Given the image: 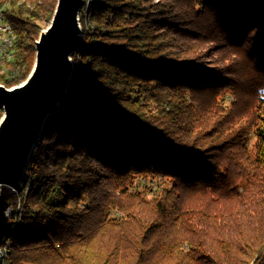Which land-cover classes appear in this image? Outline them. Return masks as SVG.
<instances>
[{"label":"trees","instance_id":"obj_1","mask_svg":"<svg viewBox=\"0 0 264 264\" xmlns=\"http://www.w3.org/2000/svg\"><path fill=\"white\" fill-rule=\"evenodd\" d=\"M55 4L0 0L4 87ZM87 18L73 106L0 198L9 264H264V0H94Z\"/></svg>","mask_w":264,"mask_h":264},{"label":"water","instance_id":"obj_2","mask_svg":"<svg viewBox=\"0 0 264 264\" xmlns=\"http://www.w3.org/2000/svg\"><path fill=\"white\" fill-rule=\"evenodd\" d=\"M84 0H56L52 17L35 41L27 78L12 88L0 84V186L19 190L47 120L73 104L67 90L72 56L85 47L79 13Z\"/></svg>","mask_w":264,"mask_h":264},{"label":"bare ground","instance_id":"obj_3","mask_svg":"<svg viewBox=\"0 0 264 264\" xmlns=\"http://www.w3.org/2000/svg\"><path fill=\"white\" fill-rule=\"evenodd\" d=\"M92 0H87L84 4V12L88 11V7ZM16 41V35L12 26L6 22L4 17V8L0 7V45H4L5 48H0V72L7 73L8 69L6 65L12 62L15 58L14 44ZM16 72L11 74V77ZM9 247L7 245L0 246V264H9Z\"/></svg>","mask_w":264,"mask_h":264},{"label":"rangeland","instance_id":"obj_4","mask_svg":"<svg viewBox=\"0 0 264 264\" xmlns=\"http://www.w3.org/2000/svg\"><path fill=\"white\" fill-rule=\"evenodd\" d=\"M86 1H87V0H84V3H85ZM93 1H94V0H92L91 3H92ZM151 1H153V2H157V0H151ZM83 8H84V6H83ZM81 10H82V9H81ZM87 12H88V11L84 12V9L82 10V14H83V16H84L83 23L80 22V27H81V29H82V33H83V30L87 31L88 33H89V32H94V30L92 29V28H94L92 22L88 21V18H87ZM79 14H80V13H79ZM79 19H80V16H79ZM47 25H48V23L45 25V27H44L43 29H45ZM82 36H83V34H82ZM15 86H16V85H15ZM12 87H13V86H12ZM12 87H10V88H12ZM218 100H219V102H221L222 105H224V106H228L229 103H230L231 101H233L234 99H233L232 94H230L229 91H227L226 93H224V96H220V97L218 98ZM133 179H134L133 181L135 182V181H136V178H133ZM155 181H156V180H155ZM155 181H154V182H155ZM158 182H159V181H158ZM155 183H156V182H155ZM17 191H18V190H13V189H9V188H7V187H1V186H0V198H6V197H8L9 195H11L12 193H16ZM4 210H5V214H6L7 216H9L10 213H11V209H10V207L5 206V207H4Z\"/></svg>","mask_w":264,"mask_h":264},{"label":"built area","instance_id":"obj_5","mask_svg":"<svg viewBox=\"0 0 264 264\" xmlns=\"http://www.w3.org/2000/svg\"><path fill=\"white\" fill-rule=\"evenodd\" d=\"M0 48H5L4 45H0Z\"/></svg>","mask_w":264,"mask_h":264}]
</instances>
